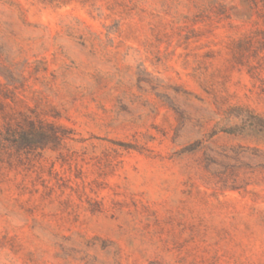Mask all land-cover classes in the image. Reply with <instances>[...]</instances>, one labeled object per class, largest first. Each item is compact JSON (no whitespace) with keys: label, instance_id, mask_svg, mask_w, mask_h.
Instances as JSON below:
<instances>
[{"label":"rangeland","instance_id":"obj_1","mask_svg":"<svg viewBox=\"0 0 264 264\" xmlns=\"http://www.w3.org/2000/svg\"><path fill=\"white\" fill-rule=\"evenodd\" d=\"M50 1L0 0V264H264V176L205 169L264 152L210 137L232 106L264 114L260 0ZM25 115L73 140L6 142Z\"/></svg>","mask_w":264,"mask_h":264},{"label":"trees","instance_id":"obj_2","mask_svg":"<svg viewBox=\"0 0 264 264\" xmlns=\"http://www.w3.org/2000/svg\"><path fill=\"white\" fill-rule=\"evenodd\" d=\"M45 1V0H42ZM72 0H51L57 7L67 5ZM251 7H259L257 0H245ZM264 10V0H260ZM264 18V14L262 16ZM8 83H14L12 74L0 70ZM22 79H25L22 77ZM223 135L225 138L264 141V114L244 106H232L223 113L216 123L210 137ZM4 140L25 149L58 148L71 138V132L62 126L46 123L30 116H22L14 125H8L3 134ZM207 155L205 169L214 171L212 176L222 191L247 190L250 178L260 173L264 176V152L259 148L246 145L224 146L211 150ZM259 160V162H258Z\"/></svg>","mask_w":264,"mask_h":264}]
</instances>
